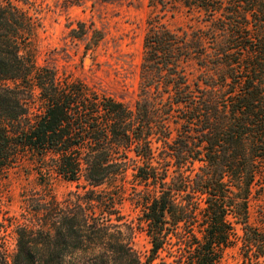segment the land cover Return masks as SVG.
Returning a JSON list of instances; mask_svg holds the SVG:
<instances>
[{
	"label": "trees",
	"instance_id": "16d2710c",
	"mask_svg": "<svg viewBox=\"0 0 264 264\" xmlns=\"http://www.w3.org/2000/svg\"><path fill=\"white\" fill-rule=\"evenodd\" d=\"M32 3L0 0V175L34 167L41 187L24 195L12 255L0 239V264H150L165 249L176 264H223L229 249L264 264V207L252 223L264 181V0H150L197 24L148 22L132 107L37 66L41 25L22 6ZM53 178L75 190L58 199ZM125 199L137 224L124 221ZM136 230L152 244L146 261Z\"/></svg>",
	"mask_w": 264,
	"mask_h": 264
},
{
	"label": "rangeland",
	"instance_id": "374dc122",
	"mask_svg": "<svg viewBox=\"0 0 264 264\" xmlns=\"http://www.w3.org/2000/svg\"><path fill=\"white\" fill-rule=\"evenodd\" d=\"M22 6L41 25L32 46L37 66L52 68L61 77L81 80L130 107L138 100L148 22L160 18L173 30L197 24L185 9L162 12L160 5L152 6L150 0H83L78 5L67 0H33ZM187 71L192 79L198 74L194 64ZM33 169L25 167L7 177L0 175V239L10 255L16 249L17 227L27 222L24 195L41 189ZM132 173L128 175V188L134 183ZM262 183L255 187L258 200L252 209V223L257 227V210L264 207ZM50 185L60 200L75 190L73 184L59 178H53ZM120 212L124 221L137 224L140 209L128 199L121 204ZM133 247L143 261L151 256L152 244L140 230L134 232ZM174 255L171 250H161L150 264H176ZM223 264H241L239 251L227 250Z\"/></svg>",
	"mask_w": 264,
	"mask_h": 264
}]
</instances>
